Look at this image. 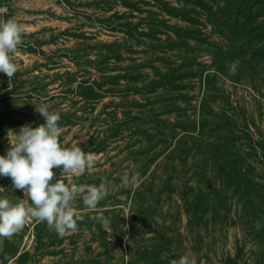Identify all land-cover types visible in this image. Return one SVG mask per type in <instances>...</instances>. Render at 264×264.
I'll return each instance as SVG.
<instances>
[{"label":"rangeland","instance_id":"obj_1","mask_svg":"<svg viewBox=\"0 0 264 264\" xmlns=\"http://www.w3.org/2000/svg\"><path fill=\"white\" fill-rule=\"evenodd\" d=\"M9 19L24 33L0 73V155L48 105L61 145L96 154L65 182L110 181L111 223L79 197L77 231L30 220L0 264H264V0H0ZM0 197L24 193L0 176Z\"/></svg>","mask_w":264,"mask_h":264},{"label":"clouds","instance_id":"obj_2","mask_svg":"<svg viewBox=\"0 0 264 264\" xmlns=\"http://www.w3.org/2000/svg\"><path fill=\"white\" fill-rule=\"evenodd\" d=\"M23 33L24 27L12 19L0 23V73L9 80L18 71L14 57ZM35 110L45 122L34 128L24 125L18 132L10 131V146L6 155H0V176L10 178L12 187L24 193V198L16 203L0 197V238L11 239L30 220L46 222L59 236L77 231L79 197L89 212L97 213L92 219L107 230L111 221L97 206L109 195L111 182L104 179L99 186L65 182L66 178H79L92 171L97 163L96 154L86 153L79 146L63 147L59 140V113L49 111L46 104ZM57 168L61 169V179H56L53 171ZM140 182L138 173L121 177L124 188L139 187ZM256 227L259 230V222ZM175 264H197V259L185 253Z\"/></svg>","mask_w":264,"mask_h":264}]
</instances>
